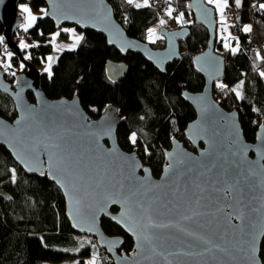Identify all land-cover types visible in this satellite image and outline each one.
I'll return each instance as SVG.
<instances>
[{
    "label": "water",
    "instance_id": "obj_1",
    "mask_svg": "<svg viewBox=\"0 0 264 264\" xmlns=\"http://www.w3.org/2000/svg\"><path fill=\"white\" fill-rule=\"evenodd\" d=\"M21 1L33 0H0L5 49L15 51L27 67L10 81L5 77L8 69L0 64V92L11 98L16 110L12 120L0 115V144L24 172H43L60 189L72 230L93 236L113 264H248L253 245L264 264L260 256L264 235H259L264 231V140L258 138L264 136L260 127L264 123L255 140H247L237 109H227L215 98L213 85L225 76V57L215 51V7L205 0L187 1L194 21L208 31L206 47L192 56L204 85L197 91H181L195 112L184 128L192 148L172 137L170 147L164 149L161 171L155 175L135 150L119 144L121 114L116 105L107 104L99 116L91 117L79 96L45 94L38 66L22 56L13 38L23 24ZM44 2L45 16L56 29L70 24L100 32L123 56L129 51L140 53L161 71L180 58V42L190 33L188 25L161 27L164 46L155 47L130 36L108 0ZM125 70L123 59L106 62L113 80ZM141 204L146 211L139 208ZM128 209L135 221L131 226L137 234L150 235V241H138L118 222ZM149 215L158 224L173 226L146 229ZM102 217L131 237L129 252L121 249L122 234L104 230Z\"/></svg>",
    "mask_w": 264,
    "mask_h": 264
},
{
    "label": "trees",
    "instance_id": "obj_2",
    "mask_svg": "<svg viewBox=\"0 0 264 264\" xmlns=\"http://www.w3.org/2000/svg\"><path fill=\"white\" fill-rule=\"evenodd\" d=\"M108 1L126 32L144 40L147 28L158 18L162 6L172 4L174 12L191 16L186 7L188 0H152L150 6L140 8L128 4L127 0ZM262 1L241 0L240 12L236 15L237 26L231 38L234 41L232 45H237V51L231 50L232 45L223 49L221 39L216 37L215 40V51L225 57V76L213 85L215 98L225 108L237 109L244 135L250 141L255 140L259 125L264 123V76L258 69L263 60L256 48V42L264 39V10L259 9ZM157 2L161 3V8L155 6ZM228 4V8L237 6L235 0H228ZM28 5L32 9L46 6L44 0H33ZM186 25L190 27V33L180 42L181 56L167 64L165 71L159 70L140 53L129 51L123 56L107 43L100 32L79 29L83 40L74 49H63L58 54L52 64L51 77L48 72H41V86L50 98L79 96L91 117L99 116L107 104L116 105L121 114L117 127L119 144L126 150H135L143 163L148 164L157 175L164 163V149L170 147L172 137L183 140L186 146L192 148L184 137V128L195 117V112L182 98L181 91H197L204 85L203 76L193 67L192 56L206 47L208 31L193 18ZM247 25H251L250 32L243 31ZM62 27L56 29L54 23L41 13L32 27L27 31L19 27L14 37L23 34L35 42L30 47V61L37 65L41 57L53 49L52 33L68 34ZM3 29L0 22L2 38ZM4 41V38L0 41L2 66L9 63L4 58ZM119 59L125 60L126 70L121 77L113 80L107 74L106 62ZM21 64L18 55L12 54L9 69H25L26 66L23 64L21 67ZM6 78L11 79L10 75ZM238 82L240 85L242 82L238 90L242 98L233 91V85ZM220 83L227 88L216 89L215 86ZM28 96L33 100L31 93ZM0 115L8 120L16 116L11 98L2 92ZM133 132L137 134L135 144L130 140ZM11 169L16 170L15 182H12ZM101 223L107 233L124 236L121 249L127 252L132 249L131 237L117 224L106 217H102ZM88 237L91 243L81 247L82 239L78 232L72 230L67 219L63 195L47 175L24 172L0 144V264H43L71 255L77 256L80 264H85L84 257L92 253V244L100 256L99 264H113L96 239ZM78 248L80 250L75 251ZM260 256L264 262V237Z\"/></svg>",
    "mask_w": 264,
    "mask_h": 264
},
{
    "label": "snow or ice",
    "instance_id": "obj_3",
    "mask_svg": "<svg viewBox=\"0 0 264 264\" xmlns=\"http://www.w3.org/2000/svg\"><path fill=\"white\" fill-rule=\"evenodd\" d=\"M207 2H208L209 4H213V5H215V7H216L217 9H219V11H220L221 21L223 22L224 19H225V17H224V9L228 6V0H207ZM127 3H128V4H134V6L137 7V8L150 6V5H149V0H143V4L136 3V0H127ZM235 3H236L237 6H241V0H235ZM21 7H22V9H23V12H24V13H27V23L22 24L21 27L24 28L25 31H27V29L30 28V27H32V26L34 25V23L36 22V20H37V16H35V15L32 13L31 9H30L27 5H22ZM259 9H260V10H264V3H262V4L259 5ZM42 11L44 12V15H48V12H47L46 9H44V10H42ZM173 11H174V9H172V8L169 6V8L167 9V14H168L169 16H172ZM183 17H184V14H183V13H180L179 16L176 17V19H177L180 23H184V19H183ZM165 23H166L165 20H163V19L160 20V24H161V25H163V24H165ZM63 31H64V32H70V33L72 34V40H73V44H72V45H70V46L65 45V46H63V47H71V48L74 49V48L80 43V41L83 40V37H82V36L76 34L75 29H63ZM243 31H244V32H250V31H251V25H247V26H245V27L243 28ZM156 32H157V30H156L155 28H151V29L148 30V39H149L150 41H153V42H154L155 39L160 38V37H158V36L156 35ZM59 34H60L59 32H57V33L54 34V36H53V41L55 40L56 36H59ZM2 40H3V38L0 37V41H2ZM110 42H111V41H110ZM31 46H32V45H29V44L24 43V42H21V44H20V47H21L22 49H23V48H28V47H31ZM224 46H225L226 48H229V47H230V45H229L227 42L225 43ZM60 48H61V46H58V50H59ZM231 50H232L233 52H235V51H237L238 49L233 48V49H231ZM5 54H6V56L8 57V59H9V61H10L11 56H12V53H10V52H6ZM30 58H31V57L29 56L28 59H30ZM47 59H48V65H47L46 71L49 73V76L51 77V74H52V73H51L52 63H53V61H54L55 58L52 57V56H49ZM10 67H11L10 62H9V63H4V64H3V68H4L5 70L9 69ZM21 67H23V64H21ZM11 74H12V75H15L14 72L11 73ZM260 75H261V76H264V72H261ZM241 86H242V82H241V85L238 86V88L241 87ZM218 87L224 89V88H227V85H224L223 83H220V84H218ZM233 91L236 92V95H237L238 97H241V98H242V94H241L240 91H238L237 89H233ZM260 127H261L262 132H264V125H261ZM258 138L264 140V136H260V137H258ZM130 140H131V142H132L133 144L136 143V140H137V134H136L135 132L131 133V135H130ZM168 156H169V158H171V157L173 156V154H172V153H168ZM18 158H19V157H18ZM172 166H173L172 164H169V165H168V168L171 169ZM25 167H27L29 171H33V170H34L33 168L28 167L27 164H25ZM145 171H148V170L145 169ZM11 172H12V182H15V180H16V176H15V172H16V170H15V169H11ZM43 174H44V173L41 172V175H43ZM50 174H51V173H50ZM53 179H55V176H53ZM61 186L63 187L64 185L61 184ZM112 202H113V203H120V201H115V200L112 201ZM139 208H140L141 210H144V206H143L142 204L139 205ZM144 211H146V210H144ZM238 218L242 219V217H238ZM112 219H113V220H117V217H116V216H113ZM147 220H148V223L145 225V228H146V229H147V228H166V227H172V226H173V225H171V224H158V223L155 222V220L153 219V217L150 216V215L147 217ZM118 222H119L120 224H122V225H123V226H124L129 232H132V234H133L134 236H136V238H137L138 241H140V240H143V241H150V235H148V234H144V233L137 234V232L134 230V227L131 226V225H133V224L135 223L134 218H133V216L131 215V209L125 210L124 213H123L122 218H120V219L118 220ZM88 230H89V231H93V230H94V225H93V227H89ZM259 235H264V231H262L261 233H259ZM197 238H198V239H201V240L204 239L203 237H197ZM85 243L90 244L91 241H87V240L83 241V242L81 243V247H84V244H85ZM113 243L115 244L116 242L113 241ZM205 243H207V244H211L212 242H211V240H206ZM140 246H141V245L138 243V244H137V247L139 248ZM79 250H80L79 248H78V249H75V251H79ZM249 253H250V255L248 256V264H260V262H259V260H258V258H257V256H256V248H255L254 245L251 246V247L249 248ZM75 264H80V262H79V261H76ZM85 264H97V258H96V256L94 255L93 258H92V259H89L88 261H86Z\"/></svg>",
    "mask_w": 264,
    "mask_h": 264
},
{
    "label": "rangeland",
    "instance_id": "obj_4",
    "mask_svg": "<svg viewBox=\"0 0 264 264\" xmlns=\"http://www.w3.org/2000/svg\"><path fill=\"white\" fill-rule=\"evenodd\" d=\"M207 1V0H206ZM22 5H27L30 9H31V11H32V13L35 15V16H37L38 14H41V13H44L42 10H44V9H46L45 7H40L39 9H32V7H30V5H28V3L27 2H25V1H21L19 4H18V7L20 8V10L19 11H21V14H22V20H23V24H25V23H27V13H24L23 12V9H22ZM213 5V4H212ZM169 6L172 8V9H174L173 8V5L172 4H166V5H164V7H163V9L162 10H160L159 11V16H158V18L147 28V30H146V35H145V40L146 41H148L149 43H151L152 45H160V44H162L163 43V41H162V35L160 34V32H159V30H160V28L161 27H164V26H166V27H169V28H174V27H176L177 26V24H181V25H186L185 23H177V24H175V22L172 20L173 18V15H174V11H173V13H172V16H169L168 14H167V9L169 8ZM216 10H217V14H218V17H219V19H218V21H219V24H218V33H219V35L221 36V34H222V28H223V26L225 27V29H226V33H225V37H226V40H227V42H228V44L230 45V47H232L233 46V48H237V45H235V44H233L232 45V41H231V39L229 40V37L228 36H230V35H232V29H231V27L229 26V24H228V22L224 19V21L222 22L221 21V17H220V11H219V9H217L216 8ZM227 9L225 8L224 9V15L226 14V11ZM176 12V11H175ZM177 15L175 16V18L177 17V16H179V14L180 13H176ZM191 17V16H190ZM161 19H163V20H165L166 21V23L165 24H163V25H161L160 24V20ZM185 19V18H184ZM190 19V18H189ZM177 22H179L177 19H175ZM187 20V18L185 19V21ZM233 24V23H232ZM151 28H155L156 30H157V32H156V35L158 36V37H160V38H158V39H155L154 40V42L153 41H150L149 39H148V30L149 29H151ZM24 29V28H23ZM62 29H75V32H76V34L77 35H80L81 36V31L79 30V29H77L76 27H71L70 25H63V27H62ZM57 32H59V31H55V32H53L52 33V38H51V41H52V43H53V49L51 50V52H49V53H47L46 55H45V57H41V59H40V63H38L37 64V66H38V68H39V70H40V72H44V71H46V68H47V65H48V57L49 56H52V57H54L55 59H54V61L53 62H55V60L57 59V56H58V54L63 50V49H71V47H63V46H65V45H68V46H70V45H72L73 44V40H72V34L70 33V32H68V34L66 35V36H63V35H60L59 34V36H56V38H55V40L53 41V36H54V34L55 33H57ZM18 37H13L14 38V40L17 42V44H18V46H19V48H20V50H21V53H22V56L26 59V60H31L32 59V54H31V49H30V47H28V48H21L20 47V44H21V42H24V43H27V44H29V45H34L35 44V42H33V41H30V40H28L26 37H25V35H23V34H18L17 35ZM263 41V40H262ZM5 42V41H4ZM263 44V46H264V43H262ZM232 45V46H231ZM58 46H61V48L58 50ZM4 49H5V45H4ZM225 49H227L226 47H225ZM263 49H264V47H263ZM6 52H10V53H12V54H17L15 51H13V50H6L5 49V53ZM31 57L30 59H28V57ZM19 57V59H20V56H18ZM5 60L7 61V62H10V64H11V59H10V61H9V59H8V57L6 56V54H5ZM20 61H21V59H20ZM22 62V61H21ZM23 63V62H22ZM53 64V63H52ZM3 67V66H2ZM47 72V71H46ZM240 84H239V82L238 83H236V84H234L233 85V87L235 88V89H237V90H239L240 89V87L238 88V86H239ZM217 89V88H216ZM215 95V94H214ZM79 235H80V237H81V241L83 242V241H85V240H87V241H89V237H88V234H83V233H79ZM90 248L92 249V253L90 254V255H87V256H85L84 257V263L86 262V261H88L89 259H92L93 258V256L95 255L96 256V258H97V264H99L100 263V256L98 255V253H97V249H96V247L92 244L91 246H90ZM77 256H67V257H65V258H63V259H61V260H57V261H54V260H49V261H45V262H43V264H74L76 261H77Z\"/></svg>",
    "mask_w": 264,
    "mask_h": 264
},
{
    "label": "crops",
    "instance_id": "obj_5",
    "mask_svg": "<svg viewBox=\"0 0 264 264\" xmlns=\"http://www.w3.org/2000/svg\"><path fill=\"white\" fill-rule=\"evenodd\" d=\"M150 1H152V0H149V2ZM206 1V0H205ZM207 2V1H206ZM136 3H140V4H143V0H136ZM262 3H264V0L260 3V4H262ZM214 7H215V5H213ZM228 6H229V4H228ZM228 6L226 7V9L228 8ZM163 7L164 6H162V9H163ZM235 7H237V8H240L239 6H235ZM161 9V10H162ZM215 10H216V7H215ZM190 11V10H189ZM227 11V10H226ZM191 12V11H190ZM177 12H174V15H173V21L175 22V24H177V23H180V22H177L175 19V16L177 15L176 14ZM178 13H182V12H178ZM184 14V13H183ZM237 15V14H236ZM236 15H234V16H232V15H229V14H227V12H226V14L224 15V17H225V20L228 22V24H229V26L231 27V29H232V35H230V36H228L229 37V40L232 38V36H233V34H234V26H233V24H234V22L236 23ZM191 16L192 17H190L189 15H187V14H184V17H183V19L185 18H187V20L185 21V19H184V23L186 24L187 22H189L190 21V19H192L193 18V14H192V12H191ZM190 18V19H189ZM216 18H217V28H216V36L218 37V38H220L221 39V41H222V47H223V49H225V43L227 42V40H226V37H225V33H226V29H225V27L223 26V28H222V34H221V36L219 35V33H218V24H219V21H218V19H219V17H218V14H217V10H216ZM194 19V18H193ZM233 23V24H232ZM180 26H182L181 24H180ZM178 24H177V26L176 27H180ZM175 28V27H174ZM163 37V36H162ZM164 38V37H163ZM232 42H234L233 40H231ZM263 43H264V39H263V41H262ZM163 43H164V41H163ZM228 43V42H227ZM164 46V45H163ZM163 46H161V47H163ZM264 47V46H263ZM240 84V83H239Z\"/></svg>",
    "mask_w": 264,
    "mask_h": 264
},
{
    "label": "built area",
    "instance_id": "obj_6",
    "mask_svg": "<svg viewBox=\"0 0 264 264\" xmlns=\"http://www.w3.org/2000/svg\"><path fill=\"white\" fill-rule=\"evenodd\" d=\"M156 7L157 8H161V3L157 2L156 3ZM239 12H240V8H237V7H234V6L227 8V13L229 15L234 16V15H236ZM250 24L252 25V28H253L251 15H250ZM233 26L236 27L237 24L234 22ZM262 43H263L262 40H258L256 42V48L259 51V55H260V57L263 60L262 63L260 64L259 68H258L259 72H264V49H263V44ZM215 88L219 89L220 87H218V85H216Z\"/></svg>",
    "mask_w": 264,
    "mask_h": 264
},
{
    "label": "flooded vegetation",
    "instance_id": "obj_7",
    "mask_svg": "<svg viewBox=\"0 0 264 264\" xmlns=\"http://www.w3.org/2000/svg\"><path fill=\"white\" fill-rule=\"evenodd\" d=\"M18 30V29H17ZM17 32V31H16ZM26 68L27 67H25V69H23V70H19V71H15V70H10V69H8V72H7V74H6V76H9L10 75V77H11V79H7V80H10V81H13L14 80V76L11 74V73H17V72H20V71H24V70H26ZM5 76V77H6ZM28 93H31V92H28Z\"/></svg>",
    "mask_w": 264,
    "mask_h": 264
},
{
    "label": "bare ground",
    "instance_id": "obj_8",
    "mask_svg": "<svg viewBox=\"0 0 264 264\" xmlns=\"http://www.w3.org/2000/svg\"><path fill=\"white\" fill-rule=\"evenodd\" d=\"M155 6H156V4H155Z\"/></svg>",
    "mask_w": 264,
    "mask_h": 264
}]
</instances>
